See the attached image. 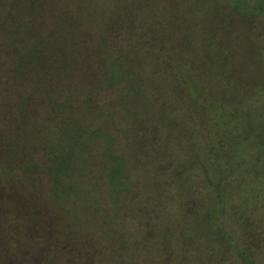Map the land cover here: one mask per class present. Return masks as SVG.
I'll use <instances>...</instances> for the list:
<instances>
[{"label":"trees","instance_id":"trees-1","mask_svg":"<svg viewBox=\"0 0 264 264\" xmlns=\"http://www.w3.org/2000/svg\"><path fill=\"white\" fill-rule=\"evenodd\" d=\"M29 1L32 9L40 7L39 0ZM141 2L133 0L124 7L118 2L105 17L107 21L101 26L95 55L98 77L95 80L91 69L86 71L88 81L84 93L91 98L94 88L115 90L119 93L116 104L133 103L137 107L135 111L139 109L146 118L157 120L161 129L169 131L171 136H167L164 146L154 148L153 152L144 154L137 149L135 155L132 151V159L139 161L130 166L123 156L113 154L112 142L106 144L104 152L111 166L103 165L102 176L107 183L109 212L114 210L118 216L124 205H131L136 199L130 195L131 189L140 185L145 187L143 202L149 204L145 207L148 209L142 210L146 224L144 231L123 238L113 235V222L106 221L102 226L105 235L89 242H97L94 250L98 258L109 264H234L235 257L248 264V243L236 239L234 226L238 222V227L240 224L242 229L248 227L243 209L250 198L249 186L260 181L255 172L264 173V72L261 73L264 54L252 47L249 52L248 48L244 53L238 52L236 38L223 27L241 22L242 18L264 17V0H225L220 6L219 0H208L209 5L194 2L192 9L185 11L178 7L176 0L174 9L178 14L173 11L168 15L169 11L155 9L159 14L157 27H148L137 19L143 7ZM12 3L18 16L23 14L18 2ZM217 8V12L212 13ZM226 9L233 14L230 22ZM221 27L223 32L220 30L217 34ZM149 29L151 33L147 35ZM61 37L52 40H63ZM40 40H48V36H41ZM63 42L70 50L68 41ZM60 43L55 53L49 49L51 55L64 53L58 46ZM44 47L39 43L21 47L18 71L21 73L43 63ZM164 53L165 61L161 62L160 56ZM54 60L52 58L47 69L53 68ZM49 95H45L47 100L53 99ZM84 99L86 114H92L95 109ZM66 109L64 105L63 110ZM81 111H69L63 119L66 126L61 129L66 134V145L53 151L54 162L47 169L57 180L61 176L80 174L74 166L76 158L72 149L80 148L78 140L84 141L88 134L89 123L83 132L87 121ZM134 112L129 111L130 116ZM132 117L134 129L143 120ZM183 123H186L185 128L180 127ZM26 130L22 135L14 129L13 140L3 149V162L8 164L6 173L10 170L25 173L33 168L26 157L20 160L14 157L21 141L28 136ZM184 132L190 140L189 155L167 153L173 139L178 151L181 152V147L184 150L181 140L174 137ZM90 134L96 137L98 130ZM137 142H132V146L141 149L136 147ZM150 155L154 156L151 165L146 162ZM139 156L144 159L143 163ZM179 157L182 159L176 164ZM134 165L143 172L135 174L136 180L132 182L126 175L131 169L134 171ZM151 167H155L156 177L149 175ZM168 169L172 171L165 178ZM170 184L173 190L168 188ZM153 185L158 187L148 188ZM239 193H245L243 204L234 200ZM54 199L61 201L58 195H54ZM85 212L84 216L89 214L86 209ZM81 226H76L70 234L75 250L80 246L72 237H77L76 230ZM103 238L106 241L101 243ZM80 241L87 249L94 247Z\"/></svg>","mask_w":264,"mask_h":264},{"label":"rangeland","instance_id":"rangeland-1","mask_svg":"<svg viewBox=\"0 0 264 264\" xmlns=\"http://www.w3.org/2000/svg\"><path fill=\"white\" fill-rule=\"evenodd\" d=\"M131 1L133 0H39L40 7L32 9L29 0H0V264H109L107 260L98 258L99 255L94 250L97 242H89L105 235L102 226L106 221L113 222V235L123 238L129 237L131 233L139 234L144 231L146 219L142 217V210L148 209L145 207L149 205L142 199L145 187L138 185L131 189L130 195L136 199L131 205H124L122 213H117L118 216L114 210L109 212L107 183L102 176V167L106 165L109 168L111 163L104 151L106 144L112 142L113 154L123 156L130 166L139 161L132 159V151L136 155L137 149L144 154L158 150L171 134L161 129L157 120L146 118L139 109L135 111L137 107L133 103L125 106L121 102L116 104L119 93L115 90L94 88L91 98L84 93L87 91L85 82L88 81L85 78L86 71L91 69L92 77L95 80L98 77L95 55L101 26L107 21L105 17L113 12L112 9L118 6V2L124 7ZM12 2H18L23 14L18 16ZM140 2L143 7L138 12L137 19L148 27L158 26L159 14L156 10L162 8L170 12L168 15L173 14V11L178 14L174 9L176 0ZM194 2L197 5H209L208 0H178V7L182 11L191 10ZM223 3L225 0H219L218 6ZM250 4L256 5L252 1ZM217 10L218 8L213 9L212 13ZM226 12L227 20L232 21L233 14L228 9ZM240 21L223 27L224 31H231V35L236 38L238 52L244 53L246 48L249 52L252 47L259 53L262 50L264 54V17H258L257 20L242 18ZM220 30L223 32L221 27L217 34H220ZM150 33L149 29L147 35ZM41 36H48V40L41 41ZM58 36H63V40H52ZM63 41H68L70 50H67ZM58 42H62L58 46L64 53L51 55L49 49L55 53ZM31 43L45 46L43 63L20 73L17 65L18 51ZM165 56V53L160 56L161 62L165 61ZM52 58H55L53 68L47 69ZM89 58L94 59L92 61ZM240 60L245 61L242 57ZM237 62L240 64L239 60ZM92 85L95 87V82ZM45 95L53 99L47 100ZM84 98L95 109L92 114H86ZM64 105L67 106L66 111L63 110ZM77 109H84L81 113L85 114L87 122L81 123L84 124L83 132L89 123L84 141L78 140L80 148L72 149L76 158L74 166L80 174L61 176L57 180L47 173V169L54 162L53 151L60 146L65 148L66 145V134L61 129L66 126L63 119L69 111L77 112ZM129 111L135 112L130 116ZM132 116L143 120L141 123L144 125L140 123L133 129ZM180 127L185 128L186 123ZM21 128L27 129L28 136L21 141L14 157L16 160L26 157L28 165L32 163L33 168L25 173L13 170L6 173L8 164L3 162V149L13 140L14 129L25 134ZM181 128L178 129L182 131ZM96 130L98 136L90 137V133ZM174 137L181 140L184 150L181 147L179 152L173 139L168 144L167 153L189 155L187 144L190 140L187 133ZM134 141H139L136 147L141 149L132 146ZM153 158L150 155L146 162L151 165ZM180 159L182 157L175 163L179 164ZM143 160L142 158V163ZM151 168L149 175L156 177L155 167ZM139 169L134 165V171L131 169L126 176L134 182L141 171ZM171 171L166 170L165 178L169 177ZM194 174L197 182L198 172L195 170ZM254 175L260 181L249 186L250 198L246 209H243L246 212L243 213V218L248 227L242 229L241 224L238 227L239 223L236 222L234 231L236 239L248 243V264H264V173L255 172ZM170 178L173 179L174 176ZM157 187L153 185L148 188ZM168 188L173 190V184ZM148 191L151 192L150 189ZM54 195H58L61 201L55 200ZM244 195L245 193H239L235 202L243 204ZM85 209L89 213L86 216L83 214L86 213ZM77 222L82 226L76 230L77 237H72L76 238L80 246L75 250L70 234L77 229ZM79 238L94 247L87 249ZM103 241L106 240L103 238L101 243ZM233 262L244 263L240 257H235Z\"/></svg>","mask_w":264,"mask_h":264}]
</instances>
